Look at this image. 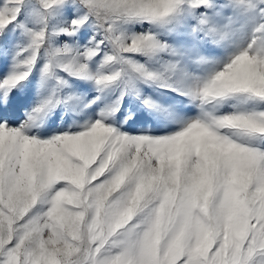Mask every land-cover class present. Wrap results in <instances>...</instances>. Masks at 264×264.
<instances>
[{"label": "snow or ice", "instance_id": "6c2138e0", "mask_svg": "<svg viewBox=\"0 0 264 264\" xmlns=\"http://www.w3.org/2000/svg\"><path fill=\"white\" fill-rule=\"evenodd\" d=\"M0 264H264V0H0Z\"/></svg>", "mask_w": 264, "mask_h": 264}]
</instances>
